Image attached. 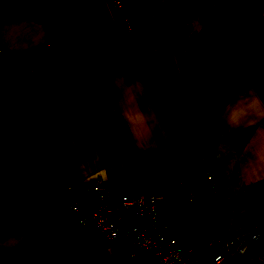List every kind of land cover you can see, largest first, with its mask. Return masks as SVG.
<instances>
[{
	"label": "crops",
	"instance_id": "1",
	"mask_svg": "<svg viewBox=\"0 0 264 264\" xmlns=\"http://www.w3.org/2000/svg\"><path fill=\"white\" fill-rule=\"evenodd\" d=\"M79 1L108 20V41L65 23L58 7L69 0H0V47L37 61L42 91L33 119L0 120V161L22 176L36 217L31 233L0 231V264H113L123 249L70 215L69 186L93 178L109 182L114 199L150 193L166 210L174 174L197 166L217 189L211 232L229 239L264 222V0L244 21L234 64L209 71L176 47L132 59L167 0H122L123 9ZM261 262L264 245L251 264Z\"/></svg>",
	"mask_w": 264,
	"mask_h": 264
},
{
	"label": "trees",
	"instance_id": "2",
	"mask_svg": "<svg viewBox=\"0 0 264 264\" xmlns=\"http://www.w3.org/2000/svg\"><path fill=\"white\" fill-rule=\"evenodd\" d=\"M58 10L67 25H91L100 38L109 40L110 24L94 7L69 0ZM259 14L260 0H167L162 13L135 43L132 59L142 65L155 51L176 47L200 57L206 71L229 67L238 56L245 19ZM197 17L203 19V30L192 36L191 23ZM36 65L37 61L13 54L0 56V120H30L37 115L42 91ZM85 66L91 76L106 78L94 62H85ZM191 188L195 190L192 201ZM215 195L207 170L189 165L174 174L165 211L177 225L180 244L199 248L208 238ZM35 227L34 200L28 186L13 164L0 161V231L6 235L31 233Z\"/></svg>",
	"mask_w": 264,
	"mask_h": 264
},
{
	"label": "built area",
	"instance_id": "3",
	"mask_svg": "<svg viewBox=\"0 0 264 264\" xmlns=\"http://www.w3.org/2000/svg\"><path fill=\"white\" fill-rule=\"evenodd\" d=\"M112 2L123 9L122 0ZM4 54L6 50L0 47V56ZM208 178L214 188L209 172ZM69 189L76 193L69 205L72 220L94 229L99 239L123 249L113 252V264H224L233 254L237 259L232 264H251L264 245V222H257L229 239L211 232L199 248L184 246L176 223L169 220L157 197L150 193L114 199L109 182L100 178L70 185ZM194 192V188L189 190L190 201Z\"/></svg>",
	"mask_w": 264,
	"mask_h": 264
},
{
	"label": "rangeland",
	"instance_id": "4",
	"mask_svg": "<svg viewBox=\"0 0 264 264\" xmlns=\"http://www.w3.org/2000/svg\"><path fill=\"white\" fill-rule=\"evenodd\" d=\"M202 24H203V19L201 17H197L193 20L192 26H191L192 36L198 35L199 31L202 30ZM214 188H215V192H217L216 186ZM219 189H221L220 186H219ZM216 197H217V193H216Z\"/></svg>",
	"mask_w": 264,
	"mask_h": 264
},
{
	"label": "water",
	"instance_id": "5",
	"mask_svg": "<svg viewBox=\"0 0 264 264\" xmlns=\"http://www.w3.org/2000/svg\"><path fill=\"white\" fill-rule=\"evenodd\" d=\"M260 264H264L263 262H261Z\"/></svg>",
	"mask_w": 264,
	"mask_h": 264
}]
</instances>
